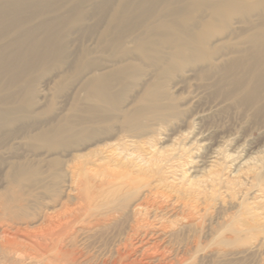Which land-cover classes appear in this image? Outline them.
Returning a JSON list of instances; mask_svg holds the SVG:
<instances>
[{"label": "rangeland", "instance_id": "374dc122", "mask_svg": "<svg viewBox=\"0 0 264 264\" xmlns=\"http://www.w3.org/2000/svg\"><path fill=\"white\" fill-rule=\"evenodd\" d=\"M52 1L57 9L28 26L66 19L80 3L85 13L81 21L62 25V59L27 72L0 60V111L8 112L0 117V203L33 213L51 208L55 194L71 203L75 194L66 187L76 156L93 165L101 157L104 162L106 151L116 146L131 144L128 148L138 160L165 149L161 164L166 181L159 187L198 202L203 216H198L200 248L185 257V264H264V97L258 96L252 76L262 67L250 70L249 62L239 72L222 76L228 62L246 60L250 37L264 28V0H240L232 10L225 4L222 13L214 6L229 0H134L142 6L131 14L121 39L114 18L128 0ZM142 9L148 13L142 15ZM184 32L195 37L192 46L204 36V48L194 49L190 59L181 50ZM15 36V30L0 34V59L16 51ZM140 45L150 49L151 57L139 51ZM122 70L128 74L121 75ZM99 74L117 79L112 90L119 98L118 109H105L110 119L94 125L108 130L82 145H71L68 138L42 139L71 118L72 104L83 101L87 82ZM202 140L213 141L216 149L207 167L196 162L208 146ZM212 164L220 168L221 178L215 182L205 176ZM194 179L197 183L190 186ZM237 228L243 230L240 238L225 244L224 237ZM178 234L179 240L189 235L187 230ZM111 236L103 235L92 254L113 247L116 238ZM6 259V264H41L37 259Z\"/></svg>", "mask_w": 264, "mask_h": 264}, {"label": "bare ground", "instance_id": "6f19581e", "mask_svg": "<svg viewBox=\"0 0 264 264\" xmlns=\"http://www.w3.org/2000/svg\"><path fill=\"white\" fill-rule=\"evenodd\" d=\"M239 1L229 0L217 4L214 6L215 12H226V6L225 9L223 8L225 4L231 7L230 10L238 9ZM57 6V2L52 0H0V34L5 36L15 30L17 43L14 53L1 56V64H10L19 72H27L42 63L62 59L64 49L62 25L65 23L67 25L71 19L79 22L84 18L82 3L78 4L74 8V14L66 19L45 20L35 27L28 26L35 17L45 16L47 12L57 9ZM141 6V3L136 4L134 0H128L117 12L114 23L121 28L118 39H121L123 30L127 28L131 14L136 9H141ZM103 10L104 7L101 6L99 11ZM140 13L146 15L148 10L142 9ZM175 27L179 30L177 24ZM260 31L249 39L251 49L248 50L246 60L234 59L228 62L222 70V76H228L249 62L252 63L250 70L262 67L260 72L252 71L254 73L252 76L257 81L258 96L262 98L264 97V28L262 27ZM40 34L43 38L39 37ZM201 38L197 46H192L195 37L187 34L181 44L183 45L181 50H185L187 58H191L194 49L204 48V36ZM139 51L151 57L150 49L146 45H140ZM120 74H128V71L122 70ZM114 76L93 75L84 88L83 101L78 106L76 102L72 104L71 118L48 133L42 134L41 138L48 142L68 138L71 145H82L85 140L95 138L98 132L107 131L105 127L98 128L94 125L110 119L105 109H118L119 98L112 90L113 83L117 80ZM151 95L155 98L157 91L154 90ZM7 115V111H0L1 118H6ZM207 140L201 141L208 144L204 148L205 154L196 157V162L206 167L209 158L216 152L213 141L207 142ZM128 145L131 144L107 150L106 154L109 155L105 156L104 162H100L103 161L101 157L99 163L93 165L81 160L83 156L75 157L70 183L66 187L68 193L75 194L71 203H69L71 200H64L60 195L55 194L57 196L53 195L49 200L52 204L51 208H42L38 213H33L29 211L30 208L27 210L21 205L12 207L8 203L1 202L0 262H5L6 258L10 257L17 260L16 263L28 258L37 259L41 264H185L187 262L185 257L189 253H196L200 248L201 220L198 217L202 216L200 205H197L198 202H195V205L188 202L189 200L186 201L180 191L175 190L176 194H173L172 191L160 188L163 186L160 185L166 181L162 176L161 164L164 162L163 155L167 152L165 149L162 151L159 149L160 151L151 153L150 157L138 160L139 156L136 155L135 150L128 148ZM210 167L205 176L211 177V181L215 182L216 179L221 178L220 168L213 164ZM197 180H192L189 185L193 186ZM174 186L177 187L175 184ZM215 192L216 190L212 188L210 195L214 197ZM207 202L206 199L205 203ZM260 213L257 212L255 216L260 217ZM257 221L253 220L256 223ZM211 224L213 222L209 225ZM240 228L232 230L230 238L224 237L223 242L227 244V240L240 238L243 232ZM118 229H120L119 233L116 232ZM182 230L188 231L187 240L178 239V233ZM206 231L208 230L204 232ZM106 234L115 236L113 247L105 252L99 249L96 254H92L97 249H94L95 244ZM90 242L93 247L89 245Z\"/></svg>", "mask_w": 264, "mask_h": 264}]
</instances>
